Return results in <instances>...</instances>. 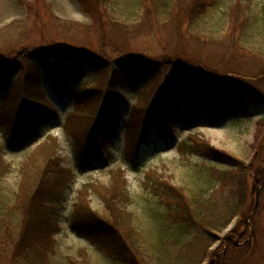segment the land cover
I'll return each instance as SVG.
<instances>
[{"label": "rangeland", "instance_id": "374dc122", "mask_svg": "<svg viewBox=\"0 0 264 264\" xmlns=\"http://www.w3.org/2000/svg\"><path fill=\"white\" fill-rule=\"evenodd\" d=\"M150 1L107 0L106 4L93 5L90 14L80 0H0V58L5 57L1 62L5 65L16 60L9 70L7 93L0 94V117L15 115L18 110L21 88L15 85V81L25 73L23 63L29 60L37 66L36 77L41 91L38 100L55 108L54 113L49 115L44 108L36 105L38 117L44 116L45 119L41 124L39 120L34 121L35 125H40L39 129L27 138L11 139L5 127H0V238L7 232L18 231L19 218H14L11 227L6 230L1 225V218L7 208L16 206L22 188L25 190L35 186L32 178L43 164L49 160V164L55 161L61 170L69 169L72 173L65 192L52 203V208L57 212L58 229L52 234L49 244L42 247L40 255H34L31 250L30 257L24 259L14 250L18 246L16 238L0 239V264H74L76 260H81L84 252L89 264H122L86 236L76 232L73 225L74 208L80 192L88 185H116V181H119V187L125 185L132 198L128 209L134 213V224L148 245L158 243L168 212L160 195L150 185L158 179L168 180L183 188L195 202L210 200L214 201L213 205L220 202L217 209L220 214L223 213V220L218 222L228 220L230 223L234 218L230 213L224 215L225 203L222 198L227 191L223 190L220 180L215 179L211 171H235L240 165L223 156L191 153L181 145L209 143L219 151L247 163L256 159V147H259L257 145L262 139L261 133L256 135V122L264 115V96L251 92L252 95L245 99L247 112H231L221 118L213 105L216 106L214 99L218 90L216 80L221 81L220 86L225 88L228 97L233 82L258 72V63L264 59V0H214L213 4L209 1L207 10L195 19L186 18L181 13L166 17L168 13H164L153 21L150 28L144 29L148 25L143 23V15L148 6L151 9ZM233 5L237 6L234 20L231 15ZM246 21L249 25L243 29L240 24ZM114 24L117 28L118 25L121 27L119 33L114 32L117 29L112 26ZM234 26L240 30L237 31L238 44L242 43L244 48L253 51L252 54L240 46L231 50L213 42V38L222 41L230 38ZM42 46L44 49L35 55L36 47ZM69 48L76 50L69 52ZM79 49L98 56L102 61L98 64L100 68L94 69L80 62L75 69L68 56ZM125 58H135L133 62L138 65L158 63L157 75L152 72L132 78L116 65ZM45 59H48L46 63ZM170 61H185L187 66L201 74L193 86V91L201 88L204 92L199 115L187 112L183 82ZM51 64L54 70L55 65L59 64L58 74L62 77L60 86L63 92L57 91L58 83H54L57 74L51 72ZM109 65L118 68V72L126 77L124 87L117 89L120 95L117 98L120 133L113 147H107L109 157L96 159L93 153L87 157L82 154L88 149L86 145L91 125L109 91L106 89ZM168 74H172L175 98L172 137L162 138L159 143L146 142L134 159L131 155L133 143L138 142L143 118L152 106L154 95L151 88L154 82H163ZM94 77H104L105 80ZM242 83L250 85L251 82ZM88 97L89 101L83 100ZM79 98L83 101H79ZM71 121L75 126L70 127ZM126 137L129 138L128 144ZM131 157L134 164L130 165L127 159ZM256 194L257 190L250 194V204L253 205L248 212L255 206L253 200ZM258 197V205L246 224L239 225L237 216L222 230L214 229L216 239L211 242V249L214 250L212 258L216 259L215 253L223 247L222 240L245 226L243 232L246 231V234L240 242L244 239L249 241L245 247L251 248L246 250V254L245 251L241 253L243 260L238 264H264V187ZM89 198L94 209H106L99 194L92 188ZM238 247L241 246L234 242L229 245L231 250ZM224 258L225 261L229 258L228 253Z\"/></svg>", "mask_w": 264, "mask_h": 264}, {"label": "trees", "instance_id": "16d2710c", "mask_svg": "<svg viewBox=\"0 0 264 264\" xmlns=\"http://www.w3.org/2000/svg\"><path fill=\"white\" fill-rule=\"evenodd\" d=\"M80 1L91 14L93 5H98L100 3L106 4L105 1L107 0H100V2L95 0ZM209 1L213 4L214 0H151V9L148 6L143 15L145 16L143 18V23H147L148 25L144 29L150 28L153 21L161 17L164 13H168L166 17H172L175 13H181L186 15V18L190 17L191 19H195L207 10ZM235 9H237V6L233 5L231 14L233 20L236 16ZM247 24L248 22L246 21L240 25H242L244 29L248 27L249 24ZM142 25L143 24L140 25L139 31ZM112 26L117 28L116 24ZM120 29L121 27L118 25V28L115 29L114 32L119 33ZM237 31H240L239 28L234 26L231 29L230 38L226 37L223 41L215 38L212 40L221 47H229L231 50L234 47L238 49L240 46L244 50L249 51V49L244 48L242 43L241 45L238 44L239 36L237 38ZM41 49H44V47H36L35 55L40 54ZM71 50L75 51L76 49L69 48V52ZM79 50L72 54L70 53L71 56H68L74 64L75 69H77L81 63L84 65L87 64L94 69L100 68L98 64L102 63V61L98 59V56L90 54L89 52H84L82 49ZM78 51L80 53H78ZM250 53L252 54L253 51ZM260 55L262 56V53H260ZM247 56L248 54L246 57ZM4 58L5 57L0 58V94L2 95L7 93L6 85L10 81L9 70L16 62V60H14L12 63L4 65L1 62ZM39 58L43 57L39 56ZM39 58L37 57L36 59L39 60ZM134 59L135 58H125L119 63L115 62L117 63L116 65L121 67L123 73L125 71V73L132 78H140L152 72L157 75L156 68H158V63L156 65L147 63L138 65L133 62ZM47 60L48 59H45L44 62L46 63ZM170 63L183 82V89L187 101V112L192 113L194 116L199 115L204 92L201 88L193 91V86L194 83L199 80V75L201 74H198L191 66H187V62L185 61L179 63L170 61ZM58 65L59 64L55 65L54 70L51 64V72H55L58 75L54 77V83L56 81L59 87L51 84L55 88H59L57 91L63 92V87H61L62 77L58 74ZM258 66L259 68L256 75L242 76L238 82H233L228 97H226V92H224L225 88L220 86V84H222L221 81L216 80L218 90L216 92L217 98L214 99V104L216 106L213 105V109L216 108L214 111L218 112V117L221 118L224 114L231 112L243 114L247 112L248 109L245 105V99L249 95L256 94L258 96H264V59H260ZM22 68L25 73L20 77L18 76L15 81V85L17 84L21 88L18 110H16L15 115H3L0 117V127H5L8 134L11 135V139L27 138L38 131L40 125H35L34 121L39 120V124H41L45 117H38L36 105L44 108L49 115L53 114L55 111L52 104H48L45 101L40 103V100H38L41 91L39 89V83L37 82V66L35 63L29 60V62L23 63ZM107 69L109 70V79H106L108 81L106 89L109 91L106 92L107 94L102 100L103 104L100 105L97 116L91 125L90 136L86 145L88 149L82 154L87 157V155L93 153L96 159L109 157L107 147H113L115 138L118 137L120 133V116L117 107L119 104L117 103V98H119L120 95L117 93V89H122L124 87L126 77L124 74L119 73L118 68L113 65H109ZM238 76L241 75L239 74ZM96 78L102 81L105 80L104 77H94V79ZM249 78L251 80H248ZM90 80H92V78ZM241 81H250L251 86ZM173 87L172 74H168L163 82L158 84L154 82V87L151 88L154 95L152 96V106L150 105V109L143 118L139 140L137 143L134 142L132 146L131 155H133L134 159L136 156H139L142 146L146 142L159 143L162 138L170 139L172 137V119L175 112ZM252 87L261 93L253 90ZM145 89L146 87L141 91ZM251 92L254 93L250 94ZM89 99L90 97L83 100L89 101ZM80 100L82 99L79 98V101ZM147 109L148 107L146 110ZM72 126H75L73 121L70 122V127ZM256 127V135L257 133L258 135L261 133L262 139H260V143L257 145L259 147H256L258 149L256 151V159L250 163L219 151L209 143H203V145L199 143L187 145L184 143L181 145L191 153H201L209 157L223 156L240 165L235 171H218L216 169L211 171L212 176L220 180L223 190L227 191L226 196L222 198L225 203L223 210L224 215L230 213V216L234 218L238 216L240 219L238 222L239 225L245 223L249 214L248 209L253 205L252 203L250 204L251 192L254 194L257 187L264 181V145H262L264 141L261 142V140H264V115L258 118ZM127 136L129 137V134ZM128 137H126L127 144L130 143L128 142ZM126 147L128 149V145ZM127 162L129 164H134L132 157L128 158ZM49 163L50 160L47 161L45 165L43 164L40 170L34 174L32 182L35 183V186L25 190L22 188L16 206L7 208L8 210L1 218V225L4 227V230L11 227V222H13L14 218H19L20 226L18 231H12V233L7 232L6 235L1 236L0 239L7 240L16 238V245L18 244V246L15 247L14 250L17 254L22 255L24 259L27 258V256L30 257L29 251L31 250L34 255H40V250H43L42 247L49 244L50 240H52V234L58 229V224L56 223L57 217L55 218L57 212L52 208V203L56 201L55 198H59L63 195L71 180L70 177H72V173L69 169L61 170L58 163L55 161L51 164ZM119 169L120 168L117 170L119 171ZM250 178H252V180H250ZM25 182L28 184L27 177L25 178ZM118 184H120L119 181H116V185L110 184L100 187L92 185L86 186L80 192L79 201L74 208L73 225L79 235L86 236L89 241L98 248L107 251L122 264H204V262L214 254V250L211 249V242L216 239L214 229L222 230L223 227H227L234 219L230 220V223L228 220L218 222L219 220H223L221 218L223 213L220 214L217 209L221 204L220 202L215 205H213L214 201L211 202L210 200H198L195 202L190 199L183 188L172 184L168 180L158 179L152 181L150 185L152 190L160 195L161 202L166 205L168 212L164 218L165 226L164 230L161 232L162 235L158 239V243L148 245L147 240L134 224V213H131L128 209L132 199L130 192L125 185L119 187ZM89 187L99 194L101 201L106 207L104 211L94 209L89 198ZM86 254L85 252L81 254L83 258L81 257V260H76L74 264H89L88 260L85 258Z\"/></svg>", "mask_w": 264, "mask_h": 264}, {"label": "flooded vegetation", "instance_id": "af4514ba", "mask_svg": "<svg viewBox=\"0 0 264 264\" xmlns=\"http://www.w3.org/2000/svg\"><path fill=\"white\" fill-rule=\"evenodd\" d=\"M247 223V218H246V222ZM242 229L241 230H237L235 233L231 234L230 236H228L225 240L223 241V247L219 248L217 250V252L215 253V257L214 258H209L206 262H204V264H238V261H242V252L245 251V254L247 253L246 250L250 249L249 247H245L247 246L249 243V241H245V239L243 241L240 242L241 238L244 237V235L246 234V231L243 232V230L245 229V226H241ZM245 241V242H244ZM231 242L236 243L237 246H241L240 248L238 247L237 249H229V245ZM243 242V243H242ZM251 243V242H250ZM245 247V248H244ZM225 253H228L229 258H227V262L225 261L224 255ZM233 253V255H232ZM221 255L223 256L221 258Z\"/></svg>", "mask_w": 264, "mask_h": 264}, {"label": "water", "instance_id": "95a60500", "mask_svg": "<svg viewBox=\"0 0 264 264\" xmlns=\"http://www.w3.org/2000/svg\"><path fill=\"white\" fill-rule=\"evenodd\" d=\"M264 185V181L259 185L258 189H257V194H256V201H255V206L253 208V210L257 207L258 205V200H259V197H258V193H259V190L260 188Z\"/></svg>", "mask_w": 264, "mask_h": 264}]
</instances>
